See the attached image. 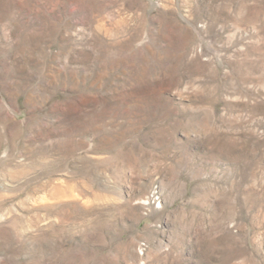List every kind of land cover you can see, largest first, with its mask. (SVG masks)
<instances>
[{
	"label": "rangeland",
	"instance_id": "1",
	"mask_svg": "<svg viewBox=\"0 0 264 264\" xmlns=\"http://www.w3.org/2000/svg\"><path fill=\"white\" fill-rule=\"evenodd\" d=\"M0 264H264V0H0Z\"/></svg>",
	"mask_w": 264,
	"mask_h": 264
},
{
	"label": "bare ground",
	"instance_id": "2",
	"mask_svg": "<svg viewBox=\"0 0 264 264\" xmlns=\"http://www.w3.org/2000/svg\"><path fill=\"white\" fill-rule=\"evenodd\" d=\"M236 237V236H235ZM208 244V243H207ZM212 244V243H211ZM212 245H214V244H212ZM239 253V252H238Z\"/></svg>",
	"mask_w": 264,
	"mask_h": 264
}]
</instances>
